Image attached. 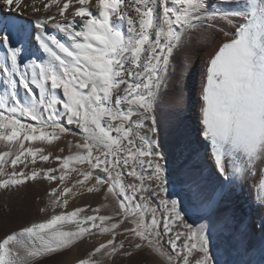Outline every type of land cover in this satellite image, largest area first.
<instances>
[{"label": "snow or ice", "instance_id": "1", "mask_svg": "<svg viewBox=\"0 0 264 264\" xmlns=\"http://www.w3.org/2000/svg\"><path fill=\"white\" fill-rule=\"evenodd\" d=\"M41 5L33 0L38 18L32 22L0 14V143L7 148L0 151V189L38 178L56 182L49 206L54 213L61 211L0 237V264H41L95 235L93 229L110 238L97 242L78 264H109L112 257L130 258L145 249L162 264H220L211 251L213 217L232 228L227 236L231 246L244 244L243 217L223 213L220 204L231 185L264 165V0H41ZM53 5L60 20L49 14ZM21 6L22 0H0V9L9 13ZM49 21L66 34L67 43L47 30ZM202 26H219L231 38L207 67L201 134L211 145L218 190L205 198L195 178L187 185L192 213L207 221L193 227L182 201L167 196L156 113L164 102L174 49L187 32ZM36 45L47 58L25 57ZM25 117L35 123L23 122ZM65 119L79 130L71 134L81 136L68 142L67 155L64 148L54 156L31 143L55 147L70 133ZM50 157L57 167H35L37 159ZM29 164L33 167L25 171ZM149 187L153 190L146 195ZM101 191L105 201L116 202L112 214H101L106 203L68 210L75 196ZM258 191L264 208V168ZM160 194H165L159 199L165 211L158 216L150 196ZM65 224L72 230H63ZM174 224L185 231L169 236Z\"/></svg>", "mask_w": 264, "mask_h": 264}, {"label": "bare ground", "instance_id": "2", "mask_svg": "<svg viewBox=\"0 0 264 264\" xmlns=\"http://www.w3.org/2000/svg\"><path fill=\"white\" fill-rule=\"evenodd\" d=\"M44 2H46V0H44ZM61 2H63V0H61ZM127 2L128 0H125V3ZM35 3L37 7L42 6L41 0H35ZM32 4L33 0H22V6L18 11L14 9L9 13L8 9L3 8L0 9V14L7 13L9 15H17L25 22H32L38 18V16L33 13ZM92 10L94 14H97L94 8ZM49 14L55 15L57 20L61 19L54 5L50 8ZM39 15L43 16V11H41ZM76 20L78 30L80 27V20L79 18H76ZM124 27L126 28L127 25L125 24ZM47 30L51 34L57 35L63 42H68L66 34L56 29L51 21H49L47 25ZM225 30H227V28ZM232 31H234V29ZM230 38V36L226 37L224 32L219 30V26H202L187 32L182 37L180 46L175 48L172 54V63L168 73V86L171 94V101L175 94L173 90L176 89H179L183 93V96L190 101V103L188 102V114H190V116L185 117L184 121H178L177 119L169 118V116H174L173 113L168 115L156 113L158 116V133L156 138H158L161 144V151L165 155L163 163L167 169L166 186H168L167 188L170 194L180 193L179 196L173 195L174 198L182 201V205L187 209V213L189 214L188 217L193 218L196 222H202L204 220L197 218L201 213H192L191 211L192 198L185 190L187 185L191 182L192 178H195L205 198H211L218 190V184L214 174V164L211 157V145L209 143L206 148V143L203 142V140H199L196 134L191 133L195 128L203 130L202 108L204 102L202 99V92L206 84L204 61L207 59L208 67L210 58L218 51L219 46ZM0 55H4V53L0 51ZM24 55L27 58H47V54L39 50L38 45L30 46ZM196 72H198V84L196 85V89H193L191 78L195 77ZM2 79L3 77L0 76V80ZM174 86L177 87L173 88ZM2 89L3 85L0 84V90ZM23 91L24 90L21 88V95H23ZM191 125L194 129L189 133L188 130ZM163 133H167L168 138L165 136L163 137ZM47 152H49L48 148L45 149L46 154ZM52 161L49 159V161L44 162L37 159L35 167L45 169L48 167H55ZM10 167L9 165L8 168L10 169ZM32 167L33 165L29 164L25 171L30 170ZM20 168H23V165H17V169L19 170ZM262 168H264V165L258 166L254 170V174H250L244 179H239L235 184L231 185L226 199L220 204L223 213H235L238 217H243L244 225L247 226L244 244L239 248L231 246L227 236L232 228H226L223 220L217 221L216 218L213 217L214 226L212 228L213 235L211 240L214 241L215 239L217 243L225 244L230 248L226 263H229L231 259H238L243 263L247 257L257 256L258 252L264 253V233L260 231V222L261 218L264 217V208L259 207V202L257 200L259 194L258 182L261 179ZM37 180L35 182H32V180V183H29V180L24 185H21V190H18L19 193L21 191V194L18 193L19 196L15 195V193H11L8 198H5L7 195L5 196V193L2 194L4 190L0 189V237L12 231L19 230L22 226L42 222L49 219L52 214H58L61 211V209H56L54 213L53 209L49 206V192L52 187H55V182H49L44 179H42L43 181ZM35 198H37V200ZM158 198L160 197H150L153 204L157 207H161L157 200ZM99 202V195H97V193H89V196H85V194L77 195L69 200L68 210H72L75 207H84L86 205L95 208L99 205ZM41 209H46V211L42 212ZM85 211L86 213H91L87 208ZM252 220H254L257 226V234L254 236L249 234V227L252 225ZM63 226L67 228L64 230H72L73 228L71 224H65ZM103 241H105V239L100 237L93 238L86 236L71 247L57 254H53L49 258L42 259L41 264H78V261L85 258L87 253L91 251L97 242ZM245 246L249 249L248 252H245ZM111 261H114V264H162L160 258L153 255L147 249L134 254L130 258L115 256L111 258ZM111 261H109V264H111Z\"/></svg>", "mask_w": 264, "mask_h": 264}, {"label": "rangeland", "instance_id": "3", "mask_svg": "<svg viewBox=\"0 0 264 264\" xmlns=\"http://www.w3.org/2000/svg\"><path fill=\"white\" fill-rule=\"evenodd\" d=\"M204 69H205V74L207 76V59L204 61ZM198 72L195 73V77L194 78H191V83H192V86H193V89H196V85L198 84ZM167 87L166 89L162 90L164 92V96H163V100L164 102L162 104H160V106L158 107L157 113H162L163 115H168L170 113H173L174 116H169V118H174V119H177L178 121H184L185 120V117H188L190 116V114H188V104L190 103V101H188V99L183 96V93L179 90V89H176V90H173V92L175 93L173 95V100L171 101V94H170V90H169V86H168V77H167ZM177 86H174L173 88H175ZM194 92V91H192ZM177 93V94H176ZM173 94V93H172ZM195 94V93H194ZM168 100V101H167ZM189 102V103H188ZM169 103V104H168ZM187 105V106H186ZM158 117V116H157ZM168 117V116H167ZM23 122L25 123H31V124H34L35 122L31 121L29 118H23ZM63 124L68 127L70 129V133L69 134H66V135H63L61 137V139L56 143V146L53 147V146H48V145H45L44 143L40 142V141H35V142H31L34 146H37V147H42V148H48L49 149V152H52L53 155H61V153L59 152L58 153V149L60 148H64L65 149V152L63 153V155H67L68 154V142L69 141H73L75 142L76 140H79L81 139V136L80 135H76V136H73L71 133H79V130L76 128L75 125H67L66 123V119L62 121ZM150 121H145V124L148 125L150 124L149 123ZM193 126L191 125L190 129L188 130V132L190 133V131H192L194 129V127L192 128ZM143 132H147V129L145 128L144 130H142ZM202 129L200 128H195L194 131H192L191 133H194L197 135V137H199V140H203V142L206 143V148H207V145L210 143L209 141L207 142V140L202 136ZM147 134H150L149 136H151L152 134L151 133H147ZM70 136V137H69ZM167 137V133H163V137ZM64 137V138H63ZM68 137V138H67ZM63 139V140H62ZM29 142L25 141V144L27 145ZM67 143V144H66ZM47 146V147H46ZM57 148V149H56ZM7 148H6V145L4 143H0V151H6ZM53 150V151H52ZM211 150V148H210ZM73 152L76 151L75 148L72 149ZM207 156V155H206ZM51 161L53 160L51 157H50ZM209 161V160H208ZM56 162V164H55ZM52 163L54 164L55 167L58 166V163L57 161L53 160ZM75 175V174H74ZM39 181L42 180L41 179H38ZM37 180V181H38ZM45 180V179H44ZM125 180L126 182H132V178L131 177H125ZM32 180L29 181V183L31 182ZM36 181V180H35ZM35 181H32V182H35ZM43 181V180H42ZM31 182V183H32ZM28 183V184H29ZM148 182H146L147 184ZM56 184V182H55ZM24 185V184H23ZM21 186V185H19ZM56 186V185H54ZM168 187V186H166ZM22 186L21 187H18V188H10V189H3L4 191L2 192V194H4L3 196L5 198H8L9 195L11 193H15V195L19 196V194H21V191L19 193L18 190H21ZM152 188L149 187L147 189V192L145 193L146 195H149L151 192H152ZM6 191V192H5ZM15 191V192H14ZM19 193V194H18ZM149 193V194H148ZM83 194H85V196H89V193L87 192H83ZM90 194H95V193H90ZM169 190H168V193H167V196L169 199H176L174 198V196L172 194H170ZM97 195H99V205L100 204H103V203H106L109 205V207H106V208H103L101 209V214H104V215H110L112 214L113 210L115 209V201L112 200L111 198H109L107 201H105L104 199V196H103V191H101L100 193H97ZM165 194H160V198H163ZM152 197V196H150ZM158 198L157 200L159 201ZM37 200V198H35ZM85 207V206H84ZM97 207V206H96ZM95 207V208H96ZM184 207V206H183ZM185 208V207H184ZM159 211H158V216L163 214L164 213V208L163 207H158ZM186 209V208H185ZM187 210V209H186ZM87 214H92V213H87ZM188 213L186 215V220L188 223L192 224L193 227H198L200 224L202 223H207L205 220L202 221V222H196L195 220H193V218L191 217H188ZM47 220V219H46ZM127 226V225H126ZM63 227V230L64 229H67L65 226H62ZM173 228H174V232L172 234H169V236H174V233L175 231H179V232H184L185 229L183 228V226L181 225H178V224H174L173 225ZM15 231H18V230H15ZM93 232L95 233V235L93 236H89V237H93V238H97V237H100L102 239H108L110 238L109 237V234L107 233H101L99 232L98 230L96 229H93ZM10 234V233H9ZM249 234L254 236L257 234V226H256V223L254 222V220H252V225L249 227ZM123 239V237H120V239ZM168 239V236H165L164 237V243H165V248L168 249L167 247H169L166 243ZM185 239V237H181V241H178V245L181 244L183 242V240ZM213 239V238H212ZM211 251H212V254L214 255V257L220 262V264H264V253H260L258 252L257 256H252V257H247L245 259V261L242 263L241 260H238V259H231L229 261V263H226V260H227V255H228V252L230 250V248H228L227 245L225 244H222V243H217V241L214 239L211 240ZM260 260V261H259ZM241 261V263H240Z\"/></svg>", "mask_w": 264, "mask_h": 264}]
</instances>
